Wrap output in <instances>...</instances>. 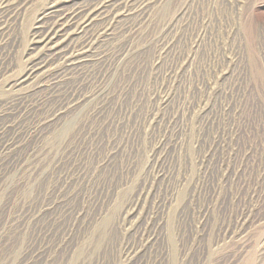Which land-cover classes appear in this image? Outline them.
<instances>
[{"label": "rangeland", "instance_id": "374dc122", "mask_svg": "<svg viewBox=\"0 0 264 264\" xmlns=\"http://www.w3.org/2000/svg\"><path fill=\"white\" fill-rule=\"evenodd\" d=\"M25 2L24 12L0 13L3 138L13 123H34L23 109L38 106L47 92L8 87L29 53V19L42 6V0ZM138 6L118 13L107 25L101 56L89 57L79 70L89 77L87 104L44 133L42 162L60 159L58 176L65 155L83 140L81 160L91 189L85 205L88 234L104 233L114 241L102 250L104 264H118L110 251L119 247L122 234L129 236L119 229L128 226L130 195L142 187L144 196L149 192L141 216L154 206L158 166L174 186L181 185L165 210V232L163 226L160 230L167 237L168 264H264V0H158L145 13ZM214 115L218 124L210 128ZM225 139L223 154L231 152L234 159L226 170H213V143L222 146ZM161 153L167 154L162 164ZM19 163L0 167V226L32 204L35 187H46L43 179L36 182L29 171L22 172ZM30 233L12 238L16 243L8 250L0 242V264H18L17 245H26Z\"/></svg>", "mask_w": 264, "mask_h": 264}, {"label": "bare ground", "instance_id": "6f19581e", "mask_svg": "<svg viewBox=\"0 0 264 264\" xmlns=\"http://www.w3.org/2000/svg\"><path fill=\"white\" fill-rule=\"evenodd\" d=\"M157 2L158 0H42V6L29 19L30 24L27 23L28 31L25 34L29 44V53L22 58V66L18 70L17 77L8 87H18L17 85L20 84L22 89H31L35 94H40L43 90L47 92L41 102L39 101L38 106L31 109L24 107L23 109L28 113L31 112L30 117L34 123H30L28 127H25L24 123H13L14 126L10 127L6 137L3 138V135H0V139H4L0 141V167L9 168L20 161L19 169H22V172L23 170L29 171V176H34L36 182L43 179L46 181V187L44 189L35 187L32 204H29L22 214L16 215V213L15 216L7 217L0 226L1 249L4 248V250L13 248L16 242H11L12 238H14L13 241H17L31 230L27 244L22 242L20 246L17 245L20 250L18 264H104L102 250L107 246L108 241L111 243L114 241L106 239L104 233L95 238H92L90 233L88 234L89 222L85 221L87 218L85 205L89 197L87 192L88 190L90 192L91 189L87 180L88 170L81 160L84 152L83 140L81 144L70 151V154L65 155V167L62 165V173L58 176L56 170L60 159L52 157L47 165L43 163L45 153L41 144L44 133L49 131L55 123H58L69 112L78 110L87 104L84 98L89 85V77L86 71L79 70L84 69V63L88 61L89 57L92 60L94 57L101 56L100 48L106 41L104 39L108 37L107 27L113 23L115 18L119 17L118 13L129 9L134 11L136 3L139 4L137 7L139 12L145 13V10L150 11ZM21 8L23 12L27 10L25 0H0L1 14L7 11L14 13L20 11ZM120 29L118 30L120 31ZM74 76H79V78L73 80ZM67 77L69 78L67 79ZM75 83L77 86L73 87L72 85ZM80 85L83 87L80 88ZM94 92L96 95L102 93L100 90ZM47 104L49 106L46 115L40 118L42 115L40 113L44 111L42 107ZM215 120L214 115L208 123L210 128H215L218 124L215 123ZM225 144L226 139L223 140L222 146L213 143L212 153L209 155L213 170L219 171L222 166H225L226 170L230 160L234 159L231 157V152L226 151L224 156ZM219 148L223 155L220 159L217 154ZM166 155L162 156L161 153V158H163L161 164L164 163ZM111 159L114 160V157ZM71 168H73L72 171ZM154 176L159 191L153 198L154 206L151 207L152 209H146L145 215L141 216L140 206L142 202L146 203L149 192L144 196L142 187L139 188V193L137 191L136 195L129 197L128 205L125 208L127 220L124 221L128 226L127 229H119L121 233L122 231L127 232L129 236L126 238L125 234H122L118 240L120 241L119 247H115V250L112 248L110 251L114 261L117 260L118 264H168L169 262V247L165 240L167 239L164 234L165 225L163 226L165 210L175 200L176 192L181 185L176 182V186H174V182L168 178L166 170L160 166L157 167ZM175 180L177 179L175 178ZM170 184L172 187L169 188ZM152 190L153 188H151ZM161 228L164 229V232L162 231L160 234Z\"/></svg>", "mask_w": 264, "mask_h": 264}]
</instances>
